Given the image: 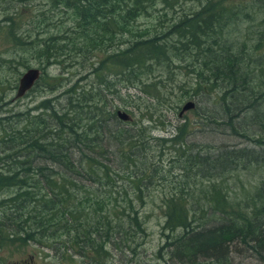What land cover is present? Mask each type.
<instances>
[{
	"label": "trees",
	"instance_id": "1",
	"mask_svg": "<svg viewBox=\"0 0 264 264\" xmlns=\"http://www.w3.org/2000/svg\"><path fill=\"white\" fill-rule=\"evenodd\" d=\"M11 1L30 2L0 5ZM38 1L41 10L23 24L15 11L0 18V246H36L52 264H140L142 208L161 187L157 264H230L235 242L264 251V179L241 186L236 200L226 182L264 167V0L188 8L179 0ZM146 17L150 27L138 23ZM34 63L75 66L86 86L75 80L33 112L3 111L5 89ZM175 75L188 79L177 84ZM211 96L213 107L200 109ZM184 99L195 101L198 121L183 117L168 135H152L160 121L150 114L180 109ZM135 109L149 119L134 121ZM209 124L254 146H193V127Z\"/></svg>",
	"mask_w": 264,
	"mask_h": 264
},
{
	"label": "rangeland",
	"instance_id": "2",
	"mask_svg": "<svg viewBox=\"0 0 264 264\" xmlns=\"http://www.w3.org/2000/svg\"><path fill=\"white\" fill-rule=\"evenodd\" d=\"M181 6L188 8L190 6L195 7L197 5V2L195 0H179ZM184 1V2H181ZM234 1H238L241 4H252V3H258L262 0H225V3L230 4ZM9 4H2L0 5V18L4 16L6 12H12V17L14 19H17L18 21H22L23 18L28 15H32L33 13L39 12V1L38 0H30L29 5L23 6L19 5L15 2L11 1V7ZM9 7V8H8ZM8 8V9H7ZM41 10V8H40ZM255 11L256 15L258 17H261L262 10L257 9L255 6L252 9ZM49 12V11H48ZM54 14H57V11H53ZM62 14V13H61ZM24 21V20H23ZM22 21V24H23ZM154 20L152 17H146L142 18L138 21V23L141 26H149L153 23ZM252 21H249V23L245 25H240V27L237 28L235 33L240 37H245L247 34V27L249 24H251ZM3 32L0 31V53L3 51V49L6 47L7 41L4 38ZM261 51L264 53V43L261 47ZM102 57L103 55H95L91 57L90 60H94V57ZM6 57V56H4ZM10 56H8L9 58ZM12 58V57H10ZM30 66L40 68L36 63L31 64ZM29 66V67H30ZM25 68H20V73ZM41 71V78L37 81V83L28 90L24 95H22L19 98L13 99L14 91H15V85L14 83L13 89H5L6 90V98L4 101H7V103H4L2 106L3 111L7 110H18L25 112L26 110L30 109L31 112H33V108L37 103L43 99V98H51L56 95H58L59 92H61L64 88L71 86L75 80H77L75 83L76 87L86 86V82L84 80H79V74L77 73V67L75 66H65L63 65H50L44 69H40ZM18 75V76H19ZM183 76L175 75L174 79L177 84H185L181 81L186 80L188 78H182ZM18 78V77H17ZM16 78V81H17ZM171 82V81H170ZM118 86V85H115ZM174 86V88H173ZM52 87H55L53 90H51ZM164 91H169V86L165 84V87L160 88ZM173 91L177 90V87L175 84H172ZM176 92V91H175ZM167 97H171L172 95L169 93L165 94ZM169 99V98H168ZM213 97L203 98V102H199L198 106L200 109H205L206 107L210 109L213 107L212 101ZM186 100H192L194 103L195 101L193 99H184L179 104V107L185 102ZM60 101L63 102V100L60 98ZM117 102V101H116ZM115 102V103H116ZM197 106V107H198ZM198 107V108H199ZM179 108L174 109H168L166 106L162 109L160 113H152L150 114V119H159L156 122H153L155 124H151V126L155 125V128L152 129L151 133L155 136H166L169 133L172 132L171 128L182 121V118L184 117V121H187L188 123L191 121H198L199 115H195L194 112L191 111V109L184 111L180 116L177 115V111ZM139 109L133 110L132 118L134 121L141 120L145 121L149 119V114L146 113V111H142ZM203 113V112H202ZM243 121L250 122L251 119L249 115L245 116ZM254 122H251L253 124ZM223 133H222V132ZM217 130V128L214 126V124H209L202 126L195 125L193 127V133L190 134L189 140L193 143V146L196 144L198 146L203 145H209L211 148V151L214 152V148L218 145H221L222 143H226L229 146L231 144H234L236 146L241 147H253L254 144L249 141L239 142L236 138H233L232 136H229L227 129L226 130ZM170 149L167 150L166 155L164 156V163H168V158L170 156L169 154ZM167 159V160H166ZM264 179V167L262 166H251L246 171H242L240 173V178L237 180L234 177L230 176L226 182L228 183L229 187H232L234 189L233 192L230 191V198L232 199H241L242 196L245 195V192L241 190V186H243V189L248 191L250 188H252V183H257L258 180ZM152 194V196H148L146 198V203L143 206V213H145L143 216L145 217V227L148 232V237L145 243V255L141 256L140 259H138V262L140 264H157V262L153 259V248L158 244L159 242V226L163 220L162 212L160 208V196L162 192V188L155 190ZM232 252L229 253V259L230 264H264V251L256 249V250H250L247 246H244L240 243L235 242L232 247ZM50 257H47L45 255V250H41V248H36V246L28 245L24 248H19V246L10 245V242L4 241V244L0 246V264H52ZM147 261V262H143Z\"/></svg>",
	"mask_w": 264,
	"mask_h": 264
},
{
	"label": "water",
	"instance_id": "3",
	"mask_svg": "<svg viewBox=\"0 0 264 264\" xmlns=\"http://www.w3.org/2000/svg\"><path fill=\"white\" fill-rule=\"evenodd\" d=\"M40 74L41 71L37 67L30 66L25 68L17 78L13 99L21 97L28 90H30L34 86V83L38 80ZM193 106L194 103L192 100H186L180 106V109L178 110V116H180L184 111L192 109ZM115 115L121 121H127L130 119L128 113L122 109H116Z\"/></svg>",
	"mask_w": 264,
	"mask_h": 264
},
{
	"label": "bare ground",
	"instance_id": "4",
	"mask_svg": "<svg viewBox=\"0 0 264 264\" xmlns=\"http://www.w3.org/2000/svg\"><path fill=\"white\" fill-rule=\"evenodd\" d=\"M16 99V98H15Z\"/></svg>",
	"mask_w": 264,
	"mask_h": 264
}]
</instances>
